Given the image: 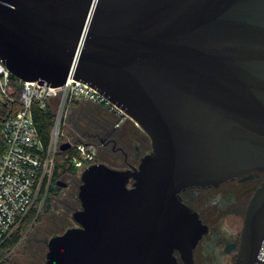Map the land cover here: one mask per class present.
I'll return each instance as SVG.
<instances>
[{"label":"water","instance_id":"obj_1","mask_svg":"<svg viewBox=\"0 0 264 264\" xmlns=\"http://www.w3.org/2000/svg\"><path fill=\"white\" fill-rule=\"evenodd\" d=\"M0 57L20 80L88 83L152 142L134 170L80 172L46 264H179L204 229L180 192L264 170V0H0ZM263 240L264 180L235 264Z\"/></svg>","mask_w":264,"mask_h":264},{"label":"built area","instance_id":"obj_2","mask_svg":"<svg viewBox=\"0 0 264 264\" xmlns=\"http://www.w3.org/2000/svg\"><path fill=\"white\" fill-rule=\"evenodd\" d=\"M12 75L0 57V95L10 104L19 103V107L15 111L10 109L2 121L6 150L0 156V244L18 228L38 200L47 176L53 173L57 154L62 150L60 144L64 141L60 139V120L66 104L87 99L108 106L117 113L123 112L97 89L72 77L59 86L20 80L21 90L17 99ZM35 103L57 109L47 148L33 117ZM72 147L75 153L71 160L80 173L95 161L96 146L92 142L78 141L72 142ZM255 264H264V240Z\"/></svg>","mask_w":264,"mask_h":264},{"label":"flooded vegetation","instance_id":"obj_3","mask_svg":"<svg viewBox=\"0 0 264 264\" xmlns=\"http://www.w3.org/2000/svg\"><path fill=\"white\" fill-rule=\"evenodd\" d=\"M95 104L105 111L100 115L96 114L93 119L85 118L78 127L76 137L87 135L95 141L92 142L96 146L94 162H104L123 170L138 168L142 157L152 150L150 136L124 112L117 113L108 106ZM83 128L89 130L83 131ZM52 180L53 175L49 183ZM58 180L59 178L53 189L48 184L47 192L52 191L59 195L56 186L61 184L67 188L63 196H60L62 200L67 201L77 189L79 190L80 184L76 177H72L70 182L58 183ZM263 180L264 170L254 169L217 185L193 186L182 190L180 192L182 200L198 213L204 229L192 248L191 255L178 248L174 249L173 254L177 262L235 264L241 258L242 227L246 207ZM133 181L131 178L129 186H132Z\"/></svg>","mask_w":264,"mask_h":264},{"label":"rangeland","instance_id":"obj_4","mask_svg":"<svg viewBox=\"0 0 264 264\" xmlns=\"http://www.w3.org/2000/svg\"><path fill=\"white\" fill-rule=\"evenodd\" d=\"M4 101V97L0 95V104H3ZM103 111H105V109L89 100L77 99L76 101L67 103L61 114L60 139L64 141L70 140L73 143L77 141L95 142L87 135L76 137V132L78 131V127H80V123L82 121L84 122L85 118L93 119V117L97 116L96 114L100 115ZM55 113L57 114V109L55 110ZM88 130L89 129L87 128H83V131ZM99 156L100 154L98 152L97 157ZM57 159L61 163H66L63 156L57 154ZM56 164L52 169L53 173ZM58 171V178L61 181L70 182L72 177H76L79 181L78 183H81L79 172L77 175H73L71 171L65 170L64 167H60ZM52 175L47 176V182L50 181ZM56 190H58L59 195H55L52 191H49L47 194L49 200L45 199L46 196L44 193L43 197L41 199L38 198L35 202L34 206L38 210L37 216L39 214L41 218L34 219L33 222L26 226L22 232V240L17 247L7 255L8 261L6 264H46V255L48 251L47 241L49 238L55 234L63 232L70 226L76 225V222L73 219V212L80 208L78 189L67 201L60 199V196H63V193L67 188L58 184ZM21 223L18 227L21 226Z\"/></svg>","mask_w":264,"mask_h":264},{"label":"trees","instance_id":"obj_5","mask_svg":"<svg viewBox=\"0 0 264 264\" xmlns=\"http://www.w3.org/2000/svg\"><path fill=\"white\" fill-rule=\"evenodd\" d=\"M12 83L15 87L14 95L16 98H19L20 90H21V81L18 77L12 75ZM76 101V100H75ZM19 107L18 102H13V104L8 103L6 100L3 102V104H0V156L5 152L6 150V142L2 134V121L3 118L7 115V112L11 109V111H15ZM33 111V117L35 120L36 125L38 126L40 136L42 138L44 147L47 148L51 139V133L52 129L55 124L56 119V113L55 108L51 105H48L46 107H41L38 103H35L32 108ZM78 142V141H77ZM75 153V148H70L66 150H60L58 155L63 156L65 158L66 163H61L57 159L56 168L53 173V180L51 181L50 188H54V184L56 183V180L59 176L58 169L60 167H64L65 170L71 171L73 174H77L79 172V169L73 164L71 160V156ZM69 155V157H66ZM47 180L44 182L41 193L39 198L41 199L45 193V196L47 197L48 192L47 191ZM45 199L49 200L47 197ZM38 210L35 206L31 208V210L27 213L25 218L23 219V222L21 223V226L15 229L5 240L2 241L0 244V264H6L8 261L7 255L17 247V245L22 240V232L28 226L33 220L40 219V215L38 214Z\"/></svg>","mask_w":264,"mask_h":264},{"label":"crops","instance_id":"obj_6","mask_svg":"<svg viewBox=\"0 0 264 264\" xmlns=\"http://www.w3.org/2000/svg\"><path fill=\"white\" fill-rule=\"evenodd\" d=\"M79 100H87V99H79Z\"/></svg>","mask_w":264,"mask_h":264}]
</instances>
